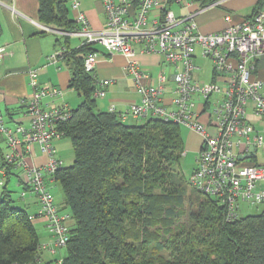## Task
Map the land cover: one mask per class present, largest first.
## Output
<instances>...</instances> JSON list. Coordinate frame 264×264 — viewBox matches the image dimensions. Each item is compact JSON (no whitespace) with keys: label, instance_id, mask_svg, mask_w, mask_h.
<instances>
[{"label":"built area","instance_id":"2783aa9c","mask_svg":"<svg viewBox=\"0 0 264 264\" xmlns=\"http://www.w3.org/2000/svg\"><path fill=\"white\" fill-rule=\"evenodd\" d=\"M181 1L172 0V4ZM101 2L105 28L94 31L88 26L80 0H68L78 29L67 35L80 38L82 45H100L105 52L120 54L128 60L126 71L135 84L140 103L124 113H118L114 106L108 111L121 119L158 118L195 132L201 138V146L187 179L189 186L216 199L228 220L239 217L240 202L262 205L264 212V163L257 162L258 152L264 158V6L249 18L227 15L223 30L202 33L194 19L196 14L176 17L169 8L170 0ZM41 28L49 31L42 25ZM136 48L141 54L160 56L163 66L171 70V107L164 95L168 78L161 73L154 83L136 61ZM196 48L200 58L213 64L212 82L193 77L197 69L193 60ZM5 54V47H1L0 60ZM62 55L61 49L50 60L56 62ZM98 58L97 52L87 54L84 70L93 73ZM27 75L32 88L25 107L27 124L9 126L0 110V136L6 146L0 156V176L3 163L11 166L19 172L25 186L21 197L29 192L36 200V217L44 220L50 236L49 242L39 244V264L43 252L55 254L57 249L66 248L71 237L72 217L62 212L49 188L55 173L64 165L53 142L62 138L58 124L69 114L65 107L51 106L53 98L63 96L62 89L39 85L36 70H28ZM108 83L96 79L101 86ZM104 95L102 90L94 93L95 98ZM35 146L47 157L42 165L30 161ZM54 262L61 264L62 259Z\"/></svg>","mask_w":264,"mask_h":264},{"label":"trees","instance_id":"16d2710c","mask_svg":"<svg viewBox=\"0 0 264 264\" xmlns=\"http://www.w3.org/2000/svg\"><path fill=\"white\" fill-rule=\"evenodd\" d=\"M38 20L61 33L78 29L68 0H38ZM96 51L81 45L61 57L68 87L82 98L58 124L74 154L54 176L74 221L61 264H264V212L228 220L216 199L189 188L177 124L149 118L128 125L97 109L96 79L84 70L85 56ZM2 167L9 179L12 167ZM29 216L5 183L0 264H38L39 235Z\"/></svg>","mask_w":264,"mask_h":264},{"label":"crops","instance_id":"0c3cea01","mask_svg":"<svg viewBox=\"0 0 264 264\" xmlns=\"http://www.w3.org/2000/svg\"><path fill=\"white\" fill-rule=\"evenodd\" d=\"M80 3L89 28L94 31L104 29L106 17L101 0H80ZM172 5L174 4H169L170 10H172ZM176 5L180 6L177 17H185L190 13H195L194 19L200 31L202 33H214L223 30L227 26L225 19L227 15H231L235 19L249 18L256 9L264 6V0H208L205 4L202 3V0H195L193 4L191 0H182L180 4ZM71 18L73 19L74 16H71ZM41 25L38 20V0H0V48L5 47L6 49V54L0 60V110L9 126L27 124L25 107L32 93L27 75L28 70L37 71V82L39 85L63 90L62 97L51 100L52 107H65L71 110L75 109L82 101V98L68 87L70 71L66 60L61 58L62 56L58 57L56 62L50 60V56L61 49L64 52L65 49L78 48L82 45V40L54 29V31L43 30ZM43 31L44 33H42ZM65 39H67L66 42ZM94 48L99 56L93 72L94 77L98 81H109L105 86L100 84L95 86V91L102 90L105 93L103 97L96 98L97 109L108 111L110 106H114L118 113H124L131 106L140 103L135 84L126 71L128 60L120 54L105 52L100 45H94ZM136 50V61L140 64V68L150 75L154 83L157 82V77L161 73H164L168 78L167 83L164 85V95L166 104L171 107L170 103L173 96V86L169 79L171 70L163 66L160 56L141 54L138 52V48ZM199 54L200 50L196 48L193 57L194 61L203 60ZM209 63L212 66V70L208 81L200 79V75L197 74L201 67L196 66L197 69L193 72V77L205 83L212 82L214 80L213 64ZM261 68V78H264V58L261 62ZM15 115H17V118H15ZM10 122L11 124H9ZM122 122L128 125H142L146 122V119L126 116L122 119ZM3 143L4 141L0 136V148L2 151ZM183 143L185 152L190 151L197 155L201 146V138L195 132L189 131L187 137L183 139ZM34 154L35 147L33 155L30 156V161L33 164L42 165L46 162L47 157L45 155L43 158H35ZM2 170L0 186L3 187L6 183L7 187L11 177L9 179L5 178V168L3 167ZM15 175H17L16 172L11 176ZM18 185L23 186L22 192L25 191L21 178H18ZM28 193L26 192L25 197L22 198H26ZM29 194L32 195L31 193ZM32 197L34 201L31 200V203L24 202V207L27 209L30 206L35 207L33 213H31L32 211L28 212L30 216L35 217L32 219V223L34 226L42 224L45 227L44 220L36 217L39 208L33 195ZM55 201L62 207V212L68 213L64 199ZM69 223L72 228L74 221L71 220Z\"/></svg>","mask_w":264,"mask_h":264},{"label":"rangeland","instance_id":"374dc122","mask_svg":"<svg viewBox=\"0 0 264 264\" xmlns=\"http://www.w3.org/2000/svg\"><path fill=\"white\" fill-rule=\"evenodd\" d=\"M179 5H172L171 9L174 12V15L177 17L179 14ZM70 16H73V13L70 11ZM99 46V45H98ZM210 61L207 59H203V60H195L194 64L197 67H201V70L199 72H197V74L200 75V79H203L204 81H208L211 77V70H212V66L209 63ZM99 99V98H97ZM15 118H17V115H15ZM14 118V119H15ZM11 124V122L9 123ZM180 127V133L181 136L184 138L187 137L188 135V130L185 127L179 126ZM182 139V140H183ZM53 146L55 147L57 156L63 161L64 166H68L70 165V163L72 162L73 159V148L71 145V142L68 138L62 137L60 139H56L53 142ZM5 144H2V148L3 151H5ZM196 154H194L193 152L190 151H186L181 159V170L182 173L184 175V177L186 179H189L191 173L193 172V169L195 167V162H196ZM35 158H43L44 154L41 152L40 147L39 146H35V154H34ZM257 162L258 163H264V158L262 157L261 152L257 153ZM15 176H11V178L9 179L8 183H7V190L12 192V196L15 200L18 201V203L22 206H24V202L25 203H31L33 200L32 195H30L29 193L27 194L26 198H22L21 197V192H22V185H18V178H19V172L16 171ZM4 182H6V180H4ZM51 194L53 195L55 200H62L63 199V194L61 191L60 186L56 183L53 182L52 184L49 185ZM190 188V186H189ZM2 191V187L0 186V193ZM32 200V201H31ZM28 212L33 213L35 211V207L30 206L28 209ZM263 210V206L262 205H253V204H249V203H243L240 202V206L238 209V214L239 217H245L248 215H255L260 213ZM36 231L39 235V242L40 244L43 243H47L50 240V236L49 233L47 231V229L44 227V225L39 224L35 226ZM66 254V250L65 248H61V249H57L55 254H50L48 252H43L41 254V261L39 264H46V262L50 261V260H60L62 259Z\"/></svg>","mask_w":264,"mask_h":264},{"label":"water","instance_id":"95a60500","mask_svg":"<svg viewBox=\"0 0 264 264\" xmlns=\"http://www.w3.org/2000/svg\"><path fill=\"white\" fill-rule=\"evenodd\" d=\"M49 30H50V31H54L53 29H50V28H49ZM250 150H251V148H250Z\"/></svg>","mask_w":264,"mask_h":264}]
</instances>
